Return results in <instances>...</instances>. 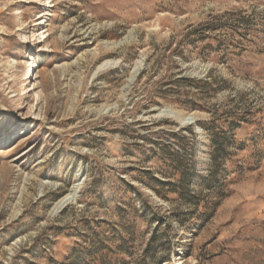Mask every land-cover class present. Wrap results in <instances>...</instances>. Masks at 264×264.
<instances>
[{
    "label": "rangeland",
    "instance_id": "1",
    "mask_svg": "<svg viewBox=\"0 0 264 264\" xmlns=\"http://www.w3.org/2000/svg\"><path fill=\"white\" fill-rule=\"evenodd\" d=\"M0 264H264V0H0Z\"/></svg>",
    "mask_w": 264,
    "mask_h": 264
},
{
    "label": "bare ground",
    "instance_id": "2",
    "mask_svg": "<svg viewBox=\"0 0 264 264\" xmlns=\"http://www.w3.org/2000/svg\"><path fill=\"white\" fill-rule=\"evenodd\" d=\"M35 65H36V63H34ZM32 77V76H31ZM34 77V76H33ZM69 197H65L64 199H62L61 201H59L58 202V204H57V206L59 207V208H63L65 205H66V203L68 202V199Z\"/></svg>",
    "mask_w": 264,
    "mask_h": 264
},
{
    "label": "trees",
    "instance_id": "3",
    "mask_svg": "<svg viewBox=\"0 0 264 264\" xmlns=\"http://www.w3.org/2000/svg\"><path fill=\"white\" fill-rule=\"evenodd\" d=\"M212 157H215V154Z\"/></svg>",
    "mask_w": 264,
    "mask_h": 264
}]
</instances>
